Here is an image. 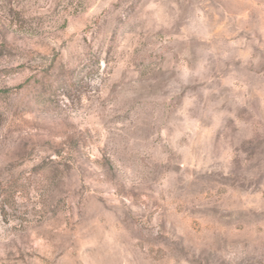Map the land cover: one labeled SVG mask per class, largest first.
<instances>
[{
    "label": "rangeland",
    "instance_id": "obj_1",
    "mask_svg": "<svg viewBox=\"0 0 264 264\" xmlns=\"http://www.w3.org/2000/svg\"><path fill=\"white\" fill-rule=\"evenodd\" d=\"M0 264H264V0H0Z\"/></svg>",
    "mask_w": 264,
    "mask_h": 264
},
{
    "label": "trees",
    "instance_id": "obj_2",
    "mask_svg": "<svg viewBox=\"0 0 264 264\" xmlns=\"http://www.w3.org/2000/svg\"><path fill=\"white\" fill-rule=\"evenodd\" d=\"M11 184L0 186V209L5 214L4 207L6 203H8L9 199H12L13 197V189L11 188Z\"/></svg>",
    "mask_w": 264,
    "mask_h": 264
}]
</instances>
